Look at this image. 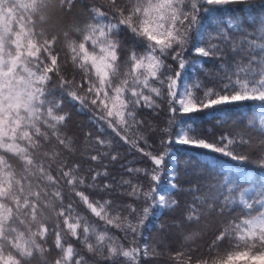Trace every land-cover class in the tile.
Instances as JSON below:
<instances>
[{
    "label": "snow or ice",
    "instance_id": "obj_1",
    "mask_svg": "<svg viewBox=\"0 0 264 264\" xmlns=\"http://www.w3.org/2000/svg\"><path fill=\"white\" fill-rule=\"evenodd\" d=\"M75 3L0 0V264H140L159 255L138 243L157 209L179 213L175 227L220 218L207 258L181 249L174 264H264V193L250 201L237 172L211 164V182L189 181L173 151L264 168V19L249 30L213 15L253 0H88L83 20L54 22ZM69 105L94 127L84 151ZM233 107L261 111L234 114L231 131L193 119L222 127ZM120 144L147 166L119 163Z\"/></svg>",
    "mask_w": 264,
    "mask_h": 264
},
{
    "label": "trees",
    "instance_id": "obj_2",
    "mask_svg": "<svg viewBox=\"0 0 264 264\" xmlns=\"http://www.w3.org/2000/svg\"><path fill=\"white\" fill-rule=\"evenodd\" d=\"M88 0H76L75 5L71 11L62 14H57L53 17L55 23L60 25H67L72 21H81L86 15L85 4ZM255 8L248 4H233L229 6H223L219 11L214 12L213 15L218 17L222 22L225 18L231 17L233 20L243 21L245 28L252 30L260 27L259 21L264 19V6H261L260 0H253ZM214 61L208 60L205 63V68L213 69ZM191 74V69L188 70ZM196 75L203 77V72L197 69ZM254 103V102H250ZM69 110L74 111L71 106H68ZM261 111L258 107H233L226 113H217V116H222V127L216 125L215 119L207 113L194 114L193 119L197 124L203 125V129L213 128L216 132L231 131L233 128L232 117L234 114L239 116L243 114L245 117L254 115L256 112ZM153 124L159 128L166 127V117L164 112L161 111L159 118L154 119ZM243 124V120L240 121ZM258 123V119H257ZM201 129V131L203 130ZM94 131V127L91 124L90 116L87 114L76 113L74 111L73 119L68 124L66 132L72 136L76 147L80 151H84V133ZM151 142V139H150ZM117 150L121 153L122 159L119 163H127L128 161L135 160L134 167H145L148 162L146 159L140 157V154L131 151L128 145H115ZM143 147V145H141ZM80 151L77 152V158L80 156ZM173 151L176 157L179 158L181 167L187 171V179L192 182L199 180L202 184L205 182H211L212 177L216 175L215 171L208 168L211 164L212 169H229L235 171L239 175L240 190L248 189L246 197L252 201L259 198L258 193H264V168L258 167L255 163L239 164L236 161H230L227 157H222L219 154H209L207 150L191 147L188 145H175ZM114 174H124L119 168V164L110 168ZM164 175L161 176V180H165ZM187 187V184H185ZM206 190V189H205ZM239 193L237 192V197ZM116 199H121L116 197ZM139 206V205H138ZM239 207H242L240 205ZM259 207V205H257ZM179 219V213L170 214L166 209L155 210V215L150 217L152 222L147 224L146 230L143 232V237L138 238V243H148L150 246L156 249L159 253L155 258L141 259L140 264H174V261L170 259V256L174 255L181 249H196V255L207 258L208 253L206 250L207 241L210 240L216 231V228L220 225V218L209 215L207 219L202 220L199 224H181L180 227L173 225V220ZM167 224L170 225L168 230L161 232L157 229L156 225ZM194 235L192 240H186L188 235ZM120 235V233H117ZM127 246L128 242L124 241ZM237 264H246L244 260L238 261Z\"/></svg>",
    "mask_w": 264,
    "mask_h": 264
}]
</instances>
